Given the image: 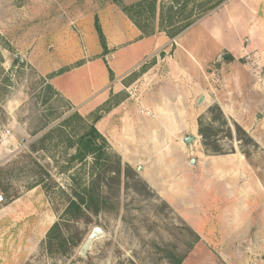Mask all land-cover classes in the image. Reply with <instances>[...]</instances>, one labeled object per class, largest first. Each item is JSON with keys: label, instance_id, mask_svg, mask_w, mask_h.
Instances as JSON below:
<instances>
[{"label": "rangeland", "instance_id": "1", "mask_svg": "<svg viewBox=\"0 0 264 264\" xmlns=\"http://www.w3.org/2000/svg\"><path fill=\"white\" fill-rule=\"evenodd\" d=\"M22 1L0 0V191L6 198L0 264L264 263V84L244 73H251L244 66L249 54L235 58L211 38L197 43L202 27H217L218 9L205 13L217 0H109L115 14L105 10V0H68L79 22L61 17L56 0H47L45 11L37 0L21 10ZM124 12L123 20L117 13ZM128 13L144 35H162L166 44L143 59L140 69L149 70L130 88L133 98L125 100L112 85L103 99L113 70L120 75L148 50V41H138L104 58L98 25L112 34L110 21L128 26ZM191 44L200 58L186 55ZM176 52L187 64L174 60ZM225 53L233 57L221 58ZM53 76L77 107L53 89ZM161 83H171L173 93L158 95ZM204 93L207 100L198 105ZM93 126L107 141V155L74 158L79 138ZM187 135L197 137L188 150L181 144ZM192 157L200 169L188 165ZM84 185L99 198L81 219H70L64 211L74 188ZM56 221L79 242L50 253L47 232ZM94 226L106 234L81 257ZM246 231L251 239L230 243L249 238ZM250 246L253 251L244 250ZM223 249L236 257L227 263Z\"/></svg>", "mask_w": 264, "mask_h": 264}, {"label": "crops", "instance_id": "2", "mask_svg": "<svg viewBox=\"0 0 264 264\" xmlns=\"http://www.w3.org/2000/svg\"><path fill=\"white\" fill-rule=\"evenodd\" d=\"M105 1L107 5L105 10L109 11V9L111 8L115 14L117 11L113 7H109L110 1L109 0H105ZM37 2L38 4H41V5L43 4V9H44L43 11H45V7L48 4L47 0H37ZM86 3L88 5L93 4L92 1L90 0H87ZM71 5L73 6L74 4L71 3ZM28 6H29V2L27 0L18 3V7L21 10H24ZM55 6L61 10V17L71 18V21H73L72 20L73 18L76 22H79L78 19L80 18L79 16L81 14L80 13L76 14V11L74 12L71 10L72 6H68V0H58V1L56 0ZM117 15L119 18H122L124 20L125 12L117 13ZM129 19H130V24H128V26H126V24H124L123 22L121 26V24H119L121 20L119 19H113L112 21H110L109 26L113 32L112 34L111 33L106 34V32H104L105 37H106V47H107V51L104 53L105 55L104 58L106 59L107 56L113 57V53L118 47H121L129 43L138 42V41L139 42L148 41L149 42L147 45L148 50L144 52L141 56H139L138 61L135 62V64H132L131 66H129V69L124 68L123 70H120V75H116L115 71L113 70L114 76L105 82L106 85L103 91L101 92V94L99 95V96H102L103 99L109 98L107 95H105L106 94L105 90L111 89L112 85L118 88L116 92L120 94V96L122 94L125 95V98H124L125 100L128 99L129 96L133 98L134 94L130 91V88L135 86L137 83V80L142 78V76H144L146 72L149 70L148 68L149 65L144 66L143 69H140V67L143 66V64H141L143 59L145 58V56L150 55L151 53H154L155 51H157L159 48H162L166 44L167 39L164 36L144 35L142 30L137 25H135V23L131 20V18ZM214 20H217V27L215 28H210V27L203 28L202 27V30H200L198 34L197 43L201 42L202 39L206 40V38H211L212 40H214L216 44L215 47H217V41H219L221 44L228 45L230 50L234 52L233 54L235 58H237L238 56L236 55L237 53L243 54L244 52V54L245 53L249 54L250 60L248 59V61L244 64V66L245 68H247L246 70H248V72L250 69L251 73H247L246 71H244V73L246 75L252 76L251 78L253 80V83L260 82L261 84H264V0H229L225 2L223 6L218 8L217 13L214 17ZM210 22H212V20ZM114 28L116 30H113ZM226 37H229V40H227ZM190 46H192L193 48L186 49L185 51L186 55L188 57L191 56L194 59L195 57L200 58L198 57L200 55L198 54L197 56L194 52L195 45L191 44ZM176 54L177 52L174 53L175 61L180 59L183 63H186L185 61H183L182 58H179ZM233 54L231 53L232 56ZM183 63H181L182 68L184 67ZM259 69L261 70V72ZM132 74H135L136 76L134 75V77H131ZM57 78L58 76H53L51 78L50 84L53 87V89L57 91L62 97H64L69 103H71L73 107H77L76 105L77 102L74 100L76 99L74 94L72 95L70 93V95H68L62 87L59 88V86L56 85L55 83V80ZM147 90H150V89H147ZM173 91L174 89L171 83L166 84V85H163V83H161V85L157 87L156 89V92L158 93V95L163 94L162 97H166L168 92L173 93ZM158 95H156V98H159ZM124 99H121L119 103L123 102ZM206 100H207V95L204 101ZM144 106L145 108H144V111L142 112L149 114L150 112L148 111L150 109V106H146V105ZM117 107L118 109L120 108L119 105ZM157 109H158L157 113L162 112L161 107H158ZM120 110L122 109H119L118 112H120ZM124 113L126 114L127 112H124ZM180 114H182V118H183L182 125L187 124L183 111L182 113L180 112ZM161 124L164 127L165 131L170 130L167 124L165 125V122H161ZM109 126L111 125L109 124ZM181 144H183L182 141H181ZM183 146L185 147L184 144ZM122 148L123 147H119L117 151L124 158L125 156H124V152ZM197 160H198L197 167L191 166L194 169L201 168V161L199 159ZM188 165L190 166L189 162H188ZM229 224L234 233V228L237 227L236 223L233 220H230ZM241 227H246L248 229V226L245 224L242 225ZM245 233L248 234L247 237L249 238H242L241 236H238L239 238H241V240L237 241V239L232 238L230 243L233 244V242L235 243L238 242L239 245H242L243 240L247 242L248 239H251L252 233L251 231L250 232L246 231ZM258 234L259 233H257V236ZM240 249L242 251V247ZM249 249L250 250H248V248L246 249L244 248L245 251H250V252L253 251L254 248L250 246ZM234 251L239 252L240 250H238V248L235 247ZM225 253H227V251L223 249L221 250L220 255L223 258V260H225L226 262H227L228 257L231 259H234L236 257L234 255L227 256ZM228 264H232V263H228Z\"/></svg>", "mask_w": 264, "mask_h": 264}, {"label": "trees", "instance_id": "3", "mask_svg": "<svg viewBox=\"0 0 264 264\" xmlns=\"http://www.w3.org/2000/svg\"><path fill=\"white\" fill-rule=\"evenodd\" d=\"M152 1V0H151ZM156 0L152 1V5H154ZM228 0H217V2L210 8L205 10V13H207L210 10H213L215 8H220L223 6L225 2ZM115 3H119V0H113ZM154 8V6H151ZM170 11L174 10V5H169L167 8ZM124 10L127 12L128 8H124ZM129 14V13H128ZM205 15V14H204ZM132 21L143 31V33H147L143 26L140 24L139 21L135 19V17L132 14H129ZM191 23H188L186 25L177 27L176 29L169 31L168 35L170 37H175L178 35L183 29L188 27ZM98 29L100 30V35L102 38V42L104 46H106L105 36L103 32L101 31L100 26L98 25ZM107 50V48H105ZM232 55H227V58H232ZM200 132L202 133V130L200 129ZM91 135L92 138H88V136ZM101 137L103 139V143H99L98 139ZM107 141L105 138L101 135V133L98 131V129L93 126L89 131H87L84 135H82L77 143V153L74 155V158H78L81 160L86 159L90 154L98 155V156H104L107 155V152L105 151ZM73 143L71 144V146ZM98 195L95 194L94 190L84 185L82 187H75L72 197L69 201V205L65 209L64 213L70 218L74 220L81 219L86 213L87 210H92L93 205L96 204ZM94 212H98V208L95 207ZM79 241H75L70 237V235H67L61 222L56 221L48 230L47 232V240H46V246L47 250L50 253H54L56 251H66L67 249H70L71 246H76ZM181 260H179V263Z\"/></svg>", "mask_w": 264, "mask_h": 264}, {"label": "water", "instance_id": "4", "mask_svg": "<svg viewBox=\"0 0 264 264\" xmlns=\"http://www.w3.org/2000/svg\"><path fill=\"white\" fill-rule=\"evenodd\" d=\"M228 53H225L223 55H221V58H224L225 56H227ZM17 58H19V55H16ZM23 62H25L23 60ZM206 98V95H202L199 100H198V105H200L201 103L204 102ZM88 138H92L91 135L88 136ZM197 137L195 135H187L184 136L182 138V143L187 147V149H189V145L196 141ZM190 165L197 167L198 165V160L197 157H192L190 159ZM106 232L105 230L101 227V226H94L92 228V230L90 231L89 235L87 236V238L85 239V241L81 244L80 248H79V254L81 257H87L90 249L92 248L93 244L95 243L96 240L103 238L105 236Z\"/></svg>", "mask_w": 264, "mask_h": 264}, {"label": "built area", "instance_id": "5", "mask_svg": "<svg viewBox=\"0 0 264 264\" xmlns=\"http://www.w3.org/2000/svg\"><path fill=\"white\" fill-rule=\"evenodd\" d=\"M5 197L3 195V193L0 191V203H4L5 202Z\"/></svg>", "mask_w": 264, "mask_h": 264}]
</instances>
